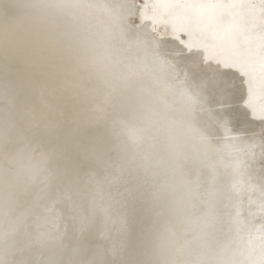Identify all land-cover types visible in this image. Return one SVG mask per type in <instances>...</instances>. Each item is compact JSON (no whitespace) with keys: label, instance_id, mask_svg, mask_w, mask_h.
I'll list each match as a JSON object with an SVG mask.
<instances>
[{"label":"snow or ice","instance_id":"snow-or-ice-1","mask_svg":"<svg viewBox=\"0 0 264 264\" xmlns=\"http://www.w3.org/2000/svg\"><path fill=\"white\" fill-rule=\"evenodd\" d=\"M151 7L133 27L135 3L0 0V264H264V125L235 132V93L214 103L148 31L164 9L228 53L255 115L264 0Z\"/></svg>","mask_w":264,"mask_h":264},{"label":"bare ground","instance_id":"bare-ground-1","mask_svg":"<svg viewBox=\"0 0 264 264\" xmlns=\"http://www.w3.org/2000/svg\"><path fill=\"white\" fill-rule=\"evenodd\" d=\"M138 1L139 0H105V2L108 3L129 4H136ZM226 1L228 0H225V2ZM255 1L257 0H250L252 3ZM142 2H144L143 5H149V8L144 9L143 7L142 10L139 11L141 15L140 19L145 11H147L149 14H153V9L151 7L152 5L175 2V0H142ZM155 14L157 16V20L152 24L158 25L159 29H161L163 26L162 23L164 21L166 22L169 19L170 21H175V18L172 15L166 13L164 9H156ZM150 22L151 21H148L149 24ZM150 28V30L153 29L152 26ZM149 33L152 32L149 31ZM185 39L186 42L184 44H172L173 46H176L177 52L175 54H177L179 64L182 65V61L184 66H188L187 74L189 77L193 78L195 84L206 85L207 91L214 96V103L232 99V94L235 93V100H239V103L233 102L231 105L225 103L223 107H220L218 103H215L216 110L218 113H220L223 119L240 126L245 136L248 137L251 135L250 139H254L258 144L261 126L264 125V120L260 118V108L264 105V88L261 87L259 82L253 84L254 103L257 106V111L254 115L252 109L246 107L243 101L240 100L241 96L245 100L248 97V85L246 83H242L245 77L241 75L238 66L232 63L224 62L225 58L228 56V53L220 49L213 50L211 47L212 42L210 40L201 41L197 45L188 47L187 45L189 42V36L187 35ZM195 39L199 40V37L197 36ZM205 44L208 46L206 47ZM172 45H165L159 50L163 53L167 52L166 55H168V52L170 51L167 49H171L173 47ZM162 57H164L163 54ZM169 57L171 58L170 60H172V56L170 54ZM179 64L176 65L179 66ZM180 68L182 69L183 67L180 66ZM250 163L259 174L261 167V154L259 148L255 150L254 159H252ZM251 210L256 212V206L252 205ZM244 211L245 214L248 211L246 202Z\"/></svg>","mask_w":264,"mask_h":264},{"label":"water","instance_id":"water-1","mask_svg":"<svg viewBox=\"0 0 264 264\" xmlns=\"http://www.w3.org/2000/svg\"><path fill=\"white\" fill-rule=\"evenodd\" d=\"M143 3L144 2H142V0H139L138 3H136V5L139 7L140 11L144 7ZM140 16H141L140 12L138 11V13H136L135 17H133L129 20V23L132 24L133 27H137V25L140 23ZM171 21H173V20H171ZM171 21H170V19L167 20L166 22L164 21L162 23L163 26L161 27V29H159L158 25H153L152 24L153 22H150V24H152V25L149 24L150 27L151 26L153 27V29L150 30L151 28L149 27L148 31L152 32V33H150V35L152 37H155L156 41L160 42V48L164 47L165 45H172V44L173 45H177V44L179 45V44H184L186 42L185 37L187 36V34L184 33L183 31L180 32V31L176 30L177 29L176 21H173V22H171ZM167 50L170 51V52H168V55H166L167 52L166 53L164 52L165 54L162 52L164 57H161L165 61L166 65L174 67L179 72L180 78L182 80L187 77L189 80H191L193 85H196L193 78L189 77L187 74L188 66H186V65L184 66L182 61H181L182 65L179 64L177 54H175L177 52L176 46H173L171 49L168 48ZM169 54L172 56V60H170L171 58L169 57ZM176 64H179V66ZM180 66H182L183 68L181 69ZM2 91H3V88H2V85H0V93H2ZM3 108H4V102H3L2 97H0V116H2V114H3V112H2ZM230 125L233 127L235 132L240 133L242 135H245L243 133L242 129L240 128V126H238L234 123H231V122H230ZM250 137H251V135H249L246 138L250 139ZM252 168H253V166H252ZM254 171L258 175V173L255 169H254ZM253 212H255V211H253ZM47 260H48V257H45L44 261H42V264H46Z\"/></svg>","mask_w":264,"mask_h":264},{"label":"rangeland","instance_id":"rangeland-1","mask_svg":"<svg viewBox=\"0 0 264 264\" xmlns=\"http://www.w3.org/2000/svg\"><path fill=\"white\" fill-rule=\"evenodd\" d=\"M226 2H228V1H226ZM254 3L259 4L260 3V0H257ZM254 31L258 35H264V21L257 22L256 27L254 28Z\"/></svg>","mask_w":264,"mask_h":264}]
</instances>
